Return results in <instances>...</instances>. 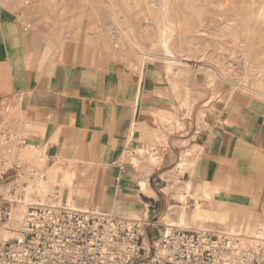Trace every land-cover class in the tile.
I'll use <instances>...</instances> for the list:
<instances>
[{
	"label": "crops",
	"instance_id": "1",
	"mask_svg": "<svg viewBox=\"0 0 264 264\" xmlns=\"http://www.w3.org/2000/svg\"><path fill=\"white\" fill-rule=\"evenodd\" d=\"M45 5L42 0H0V110L8 109L7 115L0 114V128L8 126L10 134L24 135L20 154L46 168L51 186L65 188L59 196L79 206L96 202L118 215L155 218L176 201L153 182L163 180L160 176L176 164L175 174L185 170L178 194L181 205L185 198L182 223L179 210L176 221L166 214L159 224L201 230L216 222L224 229L216 214L220 212L245 219L253 234L263 230L264 106L230 98L207 117L206 127L196 130L194 120L185 121V110L197 97L202 96L200 104L211 93L204 77L195 76L192 87L183 78L175 81V68L188 74L189 57L172 51V39L168 50L177 60L162 49V65L148 63L155 60L145 54L142 63H131L135 70L118 52L107 53L104 25L97 32L75 35L69 24L73 16L53 14L42 8ZM82 17L90 27L91 15ZM173 85L181 88L179 94ZM181 124L186 126L183 137L167 135L161 146L152 145L160 132ZM6 143L0 137L7 159L14 150ZM126 150L132 160L123 158ZM182 151L191 152L189 162L180 158ZM193 198L187 208L186 200Z\"/></svg>",
	"mask_w": 264,
	"mask_h": 264
},
{
	"label": "rangeland",
	"instance_id": "2",
	"mask_svg": "<svg viewBox=\"0 0 264 264\" xmlns=\"http://www.w3.org/2000/svg\"><path fill=\"white\" fill-rule=\"evenodd\" d=\"M31 1L23 0L24 3H30ZM42 1L43 3H47L42 8L47 9L48 12H57L60 15L73 16V21L69 24H73L75 35H79L84 30L97 32L99 25H104L101 29L106 34L107 27L113 24L112 13L107 0ZM110 1L115 9L116 17L119 16L120 18L122 32L119 31L121 34L120 37L113 38L111 44L106 42L107 44L104 46H106V50L110 49L118 52L121 61L127 63L132 69L135 68L131 66V63L136 62L138 58L135 59V57L125 54L126 52L135 54L132 51L130 41H135L138 50L155 60L148 63L155 66L162 65L160 56H164V52L160 46L158 37L162 34L163 30H166L167 33L170 30L174 31L171 40L174 44L172 51H175L179 55L178 57H189V61L185 62L189 65V68L187 75H183L180 73L179 68H175L172 76L175 81L178 78H183L185 85L189 86L193 83L195 76L198 75L200 78L204 77V87L209 89L211 93L209 98L200 104L197 102L201 100L202 96L201 98H199L200 96L197 97L192 108L189 111L185 110V121L187 120L188 123L194 120L192 123H196V130L206 127L205 120L207 117L215 115L219 111L220 105L225 104L230 98L249 100L260 106H264V0ZM84 14H90L91 19H93L90 22V27L82 21ZM104 17L106 19L110 18V23L99 22ZM75 40H77L76 36ZM94 40L97 41V39ZM109 45H111V48L108 47ZM222 58L227 59L221 66H224L225 76L228 77L229 81L228 83L220 81V77L223 75L219 70L218 62ZM236 58H247L248 60V75L244 85L249 87V90L236 89L237 87L234 88L233 86V84L237 85L233 79L237 80L241 75V71L237 66L238 63L235 60ZM253 70L258 71V74H250ZM209 75L213 77V80ZM180 89H178L177 85H173V92L175 94H179ZM7 111L8 109L6 107L0 110V114L7 115ZM193 112L197 113L196 119L193 118ZM185 121L183 120L181 122ZM185 127L184 124L169 127L167 132H160L156 136L157 138L152 142V145L156 148L161 146L163 144L162 140L167 135L173 136L174 138L179 136L183 137L186 133ZM10 132L11 128H8V126L0 128V137L7 142L5 147H12L14 150L13 156L6 159L3 148L0 149V177L7 176V179L1 181L0 185L5 184L3 182L8 183L3 190L0 188V191H2L3 196L9 201L11 199H20L23 201V194L26 188L33 182L39 186L42 182L40 178L46 174V168L43 165H33V157L21 155V148L25 147L24 135H18L17 133L10 134ZM186 143L180 142L179 145H185ZM165 146L167 147L166 144ZM155 153H157V150ZM189 153L191 152L182 151L180 158L189 162L190 160L187 157ZM175 165L168 167L165 175L160 176L163 180L154 181L153 185L157 186L163 195L171 196L176 202L167 203L164 211L162 213L160 212L155 218H151L148 215L131 217H139L146 220L154 219L157 222H161V218L168 214L172 220H177L178 212L181 209L179 207L181 204L178 202V194L181 193L180 187L183 186L180 183V176L185 170L179 174H175L172 169ZM171 169V173L174 175L173 177L169 173ZM43 183L49 187L43 194L45 196L54 191L60 195L65 189L61 188L58 184L49 186L48 177H46ZM39 187L41 188V186ZM164 187L169 189L163 191L162 188ZM62 199L65 200V197ZM187 200L186 206L188 208L195 199ZM98 205V203L93 202L86 203L82 206L76 205V207L78 209H86ZM19 208H25V206L23 207V203L13 204L12 210L14 212ZM215 223L204 227L203 230L230 233L224 230L222 225L219 226ZM237 223L241 225L240 220ZM189 229L198 230L194 225H191ZM235 233L245 237H254V232L239 231ZM150 238H153V236L151 235Z\"/></svg>",
	"mask_w": 264,
	"mask_h": 264
},
{
	"label": "built area",
	"instance_id": "3",
	"mask_svg": "<svg viewBox=\"0 0 264 264\" xmlns=\"http://www.w3.org/2000/svg\"><path fill=\"white\" fill-rule=\"evenodd\" d=\"M17 203L0 191V264H264V237L166 226L98 206L77 209L56 191L25 205L21 237L6 238Z\"/></svg>",
	"mask_w": 264,
	"mask_h": 264
},
{
	"label": "bare ground",
	"instance_id": "4",
	"mask_svg": "<svg viewBox=\"0 0 264 264\" xmlns=\"http://www.w3.org/2000/svg\"><path fill=\"white\" fill-rule=\"evenodd\" d=\"M107 3L110 6V11L112 13L111 15H112V18H113V24L111 26L107 27V29H106V32L107 33L105 34V38L103 39V44H107V43L111 44V42H112L111 40L113 38L120 37L121 36L120 32H122V28H121V23H120L119 16L116 17L115 9L113 8V5H112L111 1L110 0H107ZM170 28L172 29V27H170ZM173 34H174V31H172V30H170L169 33H167L166 30H163L162 31V34H161V37H160V41H161L162 49H164L165 52H167V54L170 57V59L174 61V60H177V59L173 58L172 55L170 54L169 50H168V42L172 39ZM78 40H76L75 42H77ZM130 42L132 44V49H133L132 51H134L135 54H133L132 52H131V54H129L128 52H126L125 54L128 55V56L131 55V56L135 57V59L138 58L139 61L142 63L143 58L146 55L144 53H142L140 50H138L136 47L134 48V46H136V44H135L134 41L133 42L130 41ZM110 51H112V50L107 49V53H111L112 55L115 53V52H110ZM225 60H227V59L226 58L225 59L222 58L218 62L219 70H220L221 74L223 75L222 77H220L221 80H228V77L225 76L224 66H221V65H223L225 63ZM230 60H231V58H230ZM235 60L238 63L237 66H238V69L241 71V75L239 76V78L237 80L232 78L233 81L235 83H237V85L236 84H233V86H234V88L237 87L236 89L241 88V89H246L247 90L249 87H246L244 84L246 83V77L248 75V73H247V70H248V60H247V58H236ZM176 62L179 63V64L182 63L181 61H176ZM250 74H258V71L253 70V71L250 72ZM233 86H232V88H233ZM241 89H239V90H241ZM125 155H128V157L132 160V152L130 150H126ZM177 169H180V168H177ZM40 180L42 181L39 184V186H41V188L36 183L33 182L32 184L29 185V187L26 188V191L23 194L24 200L22 201L20 199H16L15 201L18 202V203H23V207H24L25 205H27L28 203L34 201L37 198H43V197H45V195H43V194L49 188L48 186L44 185V183H43L46 180V175H42V177L40 178ZM49 186H50V183H49ZM188 189H189V184H187V190H186L187 193H188ZM59 198H62V197H59ZM65 201H66V203L68 205L72 206L73 208H77L75 202L72 201V199H69V200L68 199H65ZM182 201H183V204L180 206L181 209H180V213H179V217H180L179 218V221H180V219L182 217V213H183V210L185 208V203H184L185 198H183ZM24 212H25V208H19V209H16L14 211V223H13L14 224L13 225L14 226L13 227L14 231L13 232H7V233H5L4 236L6 238H15V239H18V238L21 237L20 234L17 231H18L19 223L21 222V219H22V217L24 215ZM216 214L219 217H221V219L223 220V222L225 224V227H226L224 229L226 231L230 232L231 234H233L235 232H239V231H243V232H248L249 233V229L247 228V222L245 221V219L244 220H241L240 219L241 225H239L237 223L236 217H233L232 219H230V218L226 217V215L223 214V213L217 212ZM204 219L210 220V218H207V217L204 218ZM169 222H170V220L167 219L166 220V223H169ZM180 223H182V221H180ZM162 225H166L167 226V225H173V224H162ZM175 226H177V225H175ZM178 227H180V226H178ZM228 227H230V229H228ZM180 228H182V227H180ZM183 229H185V228H183ZM260 233H263L264 234V229L263 230H259L258 233H255L253 236L264 237V235H261ZM235 234L239 235L238 233H235Z\"/></svg>",
	"mask_w": 264,
	"mask_h": 264
}]
</instances>
